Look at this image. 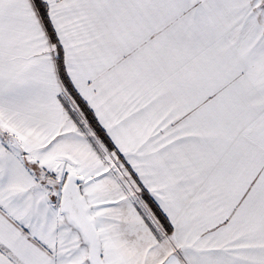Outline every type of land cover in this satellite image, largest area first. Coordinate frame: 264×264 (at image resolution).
I'll return each instance as SVG.
<instances>
[{"label":"snow or ice","instance_id":"snow-or-ice-1","mask_svg":"<svg viewBox=\"0 0 264 264\" xmlns=\"http://www.w3.org/2000/svg\"><path fill=\"white\" fill-rule=\"evenodd\" d=\"M0 264H264V0H0Z\"/></svg>","mask_w":264,"mask_h":264}]
</instances>
